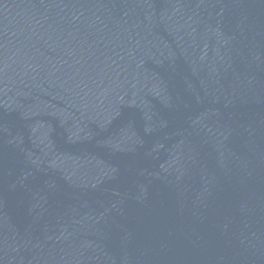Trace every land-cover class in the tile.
<instances>
[{
  "label": "water",
  "instance_id": "1",
  "mask_svg": "<svg viewBox=\"0 0 264 264\" xmlns=\"http://www.w3.org/2000/svg\"><path fill=\"white\" fill-rule=\"evenodd\" d=\"M0 264H264V0H0Z\"/></svg>",
  "mask_w": 264,
  "mask_h": 264
}]
</instances>
